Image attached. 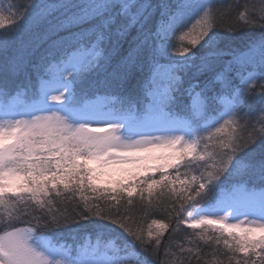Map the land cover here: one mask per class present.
<instances>
[{"label": "snow or ice", "instance_id": "obj_1", "mask_svg": "<svg viewBox=\"0 0 264 264\" xmlns=\"http://www.w3.org/2000/svg\"><path fill=\"white\" fill-rule=\"evenodd\" d=\"M154 8L152 0H30L23 6L0 0V53L21 39L26 26L57 37L60 43L53 40L54 47L77 45L58 62L62 71L52 72V65L43 62L33 65L43 83L32 103L0 109V264H153L169 224L153 220L157 231L149 230L146 238L135 226L131 206L137 196L147 212L154 193L157 202L167 194L178 205L173 232L181 223L201 229L198 239L210 247L202 253L183 246L171 252L169 246L160 264H192L193 259L199 264L204 256H216L211 243L221 240L228 264H264V59L258 68L236 56L224 60L226 45L235 37L216 30L222 13L213 0H174L163 5L155 20ZM194 17H199L193 25L196 36L185 32L179 40L199 45V51L180 47L170 53L175 48L170 39ZM6 23L11 26L5 28ZM237 27L264 29V0L259 6L245 4L226 31ZM259 43L264 50V36ZM161 69L166 81L158 79ZM100 70L110 77L106 83L117 88L147 72L141 87L158 118L129 120L82 101L74 86ZM27 71L28 62L17 56L0 64L5 75ZM233 71L239 84L233 82ZM158 84L164 89L160 96L153 92ZM8 95L7 84L0 82V97ZM183 97L188 103L180 125L175 106ZM49 98L59 106L49 105ZM224 98L226 110L209 122L208 113L218 111L217 101ZM105 116L112 117L102 120L107 128L88 127ZM169 169L176 170L175 177L164 174ZM157 172L162 173L159 179L148 175ZM101 184L107 186H96ZM85 189L99 195L85 196ZM65 193H72L64 197L72 203L80 193L82 210L81 204L75 212L62 210ZM93 199L102 203H90ZM186 211L188 218L180 215ZM93 218L99 233L117 239L126 233L131 239L103 252L99 246H81L75 255L56 239L55 230H70L79 220ZM204 264L222 262L205 259Z\"/></svg>", "mask_w": 264, "mask_h": 264}, {"label": "trees", "instance_id": "obj_2", "mask_svg": "<svg viewBox=\"0 0 264 264\" xmlns=\"http://www.w3.org/2000/svg\"><path fill=\"white\" fill-rule=\"evenodd\" d=\"M14 2L23 6L30 3V0H14ZM39 2L56 4L59 0H39ZM81 2H83V0H81ZM152 2L154 5L158 6V8L153 9L155 12V20L158 19L164 11L163 5L174 3V0H152ZM213 2L215 7L222 13L219 20V23L222 26L216 30L220 31L224 35H231L235 37V40L226 45L228 51L224 55V60L227 61L233 56H236L239 58V62L250 63L253 67L258 68L262 59H264V50L261 49L259 43L262 36H264V29L259 27H237L235 31L227 32L226 28L236 24L237 14L240 11H244L245 4L248 6H259L261 0H213ZM58 15H63V13ZM10 26V23H6L5 28ZM88 27L89 25H84L85 29ZM0 31H3V29H0ZM178 32L170 39V41L175 42ZM61 36H65L67 39L65 33H61ZM53 40H56L57 44L60 43L59 39L55 36H52L51 38L44 36L43 29L35 30L26 26L21 33V39L11 44L7 52L0 53V64H4L9 57L13 56L23 58L28 62V71L20 74L19 76H11L0 73V82L6 83L9 89V95L6 100L3 97H0V102H2L4 106L5 104L11 106L14 100H17L18 104L21 105L30 104L34 101L35 92L42 85L43 81L39 79V74L36 71H33V65L43 62L45 66L48 64L52 65V72L62 71V65H58V62L64 59L68 53L72 51V48L77 45L73 42L70 46L54 47ZM85 44H87V40H85ZM191 49L198 52L199 46H196L195 48L191 46ZM45 57L47 58L42 61V58ZM165 61L166 60L162 61V63ZM146 75L147 72L142 74L136 81L132 82L126 88H117L114 85L109 86V84L106 83L107 80H110V77L107 72L100 70L85 77L82 84L75 85L74 91L82 101L89 102L97 97H108L112 100L110 105L115 109H119L124 112L133 111L136 116H141L144 114L149 103V99L145 95L144 89L141 87V81ZM245 75H247L246 72ZM231 76L233 78V82L235 84H239V79L237 78L235 71L231 73ZM65 79H71V77L66 76ZM187 79L188 78L185 77V80ZM17 89H20L19 94H17ZM257 91H259V88H257ZM181 100L182 103L175 106V110L181 114V117L186 118L184 116L183 105L187 104L188 101L186 97L181 98ZM217 103L220 105V109L216 112L208 113L209 122L214 119H219V116L221 115L223 107L219 101H217ZM246 108L247 106H245V110ZM181 171H184V169L181 168ZM161 174L162 173L157 172L155 174L149 173L148 175H154L155 178L159 179ZM164 174H170L172 177H175L176 170L169 169L168 172ZM193 174L198 175V173ZM180 179L190 180L191 177L181 176ZM244 179L248 178L245 177ZM180 187L181 185L177 181L176 188L179 189ZM84 195L88 197H96L99 194L89 192L85 189ZM106 195H113V193H107ZM121 195H124L127 199L126 193H122ZM156 195H158V193H154L153 206L150 207L147 212H145L144 205L141 204L137 196L132 197L133 205L131 206V213L135 221V226L143 230L146 238L149 230L152 232L155 231L153 220H156L159 223L169 224L168 230L164 232L161 239L162 246L160 249L159 260H156L154 257L151 258L153 260V264H160V262L165 259L164 251L165 248H168L169 246L171 252H178L179 246H183L184 248H193L194 251L198 248L202 251V253H208L210 251L209 243L198 239L201 229H191L188 228L185 223H181L179 229L176 232H173L177 223V213L173 210V208L174 205L176 207H178V205H176L174 198L169 200L167 198V194L165 197H162L159 202H157L155 199ZM65 196L71 197L72 193H65L64 196L60 197V200L64 201ZM145 197H147V193H145ZM89 202L102 203V201L95 199ZM111 203L115 204V201H111ZM121 203L124 204L125 201H122ZM145 203H147V201H145ZM76 204H81L82 210L80 193L75 194V203H72L71 200H67L64 201L63 204H60L59 207L62 210L66 208L69 212H75L77 211ZM185 207L188 211H191L190 205L186 204ZM180 215L188 218L187 211L180 213ZM94 220L95 218H93V221L79 220L76 225L71 227L70 230L57 229L55 230L56 239L60 243L70 246L73 250V255L76 254L77 249L81 246L86 247L88 243L92 246H99V249H102L108 243L122 245L124 240L131 239L126 233H122V238L120 239H117L115 236L107 232L103 234L99 233L98 229L94 226ZM211 249L216 250V256H204L199 261V264H204L205 259L208 261L219 260L222 264H228L227 257L223 254L227 251L223 244V240H221V243L218 245L214 242L211 243ZM185 255H187V253H185ZM168 259L171 260L172 257L169 256ZM192 264H198L197 260L193 259Z\"/></svg>", "mask_w": 264, "mask_h": 264}, {"label": "rangeland", "instance_id": "obj_3", "mask_svg": "<svg viewBox=\"0 0 264 264\" xmlns=\"http://www.w3.org/2000/svg\"><path fill=\"white\" fill-rule=\"evenodd\" d=\"M199 19V17H194L190 20L189 23H187V25L185 27H183V29L181 31L178 32V36L175 40V42L169 41V43L174 44L175 48H170L169 52L170 53H174L177 52L179 50L180 47H186L189 48L191 51H193L191 49L190 44H188L187 39H185L184 41H180L179 40V36L183 35L185 32H190L192 34V37L194 38L197 34L196 30L193 29V25L196 23V20ZM199 46V45H197ZM88 53H84V55H87ZM73 55H80V53H73ZM173 59H183L182 57H179L178 55H174L172 57ZM163 63H167V61L163 62ZM62 70H63V66H62ZM159 81H166L167 76H166V71L164 69H161L160 72V76H159ZM163 87L160 86L158 84V86L156 88L153 89L154 95L156 96H160L163 94ZM58 94V93H56ZM65 95H67V92H65ZM222 104V111L226 110L227 107V98H224L223 100L219 101ZM91 107H95L98 109H103L105 111H110V112H114L117 116L121 117V118H126L129 120H136V121H141V120H145V119H156L159 116V113L154 109L153 105L149 102L147 105V108L145 109L144 114H142L141 116H136L135 113L132 112H124L121 111L119 109H115L114 107H112L110 104L112 103V100L108 97H97L93 100H90L89 102H87ZM18 101L14 100L11 106L17 105ZM48 104L49 105H53V106H59V103L56 101H52L50 98L48 99ZM106 106V107H105ZM4 104L2 102H0V109H3ZM221 111V114H222ZM111 116H105L101 119V122H93L91 124L88 125L89 128H107L108 124L102 122L103 119H111ZM186 118L181 117V120L178 122V124L182 125L184 120ZM140 137H137V139H139ZM153 174V173H152ZM97 187L103 189V187H106L107 184H101V185H96ZM189 223L191 222V220L189 219L188 221ZM229 222H235L231 220V217H229ZM154 226V232L157 231V226L156 224L153 225ZM113 243H108L105 247H103L102 249H100L101 252L105 251V249L111 247ZM96 247V246H92L90 245V243L87 244V246L85 248L88 247Z\"/></svg>", "mask_w": 264, "mask_h": 264}]
</instances>
